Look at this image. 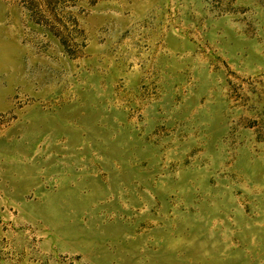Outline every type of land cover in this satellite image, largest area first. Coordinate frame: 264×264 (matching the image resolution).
I'll return each mask as SVG.
<instances>
[{
	"label": "rangeland",
	"instance_id": "rangeland-1",
	"mask_svg": "<svg viewBox=\"0 0 264 264\" xmlns=\"http://www.w3.org/2000/svg\"><path fill=\"white\" fill-rule=\"evenodd\" d=\"M0 264H264V0H0Z\"/></svg>",
	"mask_w": 264,
	"mask_h": 264
}]
</instances>
